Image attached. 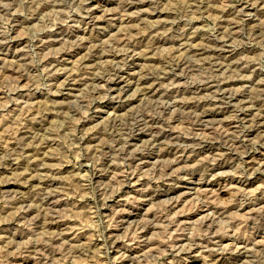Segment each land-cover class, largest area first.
I'll return each mask as SVG.
<instances>
[{"label": "rangeland", "instance_id": "374dc122", "mask_svg": "<svg viewBox=\"0 0 264 264\" xmlns=\"http://www.w3.org/2000/svg\"><path fill=\"white\" fill-rule=\"evenodd\" d=\"M263 217L264 0H0V264H264Z\"/></svg>", "mask_w": 264, "mask_h": 264}, {"label": "bare ground", "instance_id": "6f19581e", "mask_svg": "<svg viewBox=\"0 0 264 264\" xmlns=\"http://www.w3.org/2000/svg\"><path fill=\"white\" fill-rule=\"evenodd\" d=\"M132 2V1H131ZM116 71V70H115ZM119 71V70H118ZM112 76V75H110ZM216 89V88H215ZM203 114V113H202ZM205 115V114H204ZM207 116H210V115H207ZM206 117V116H205ZM227 140V139H226ZM169 192V191H168ZM166 194H167V191H166ZM207 206V205H206ZM263 212V211H262ZM264 218V217H263ZM115 243V242H114ZM205 246V245H204ZM79 251V250H78ZM85 252V251H84Z\"/></svg>", "mask_w": 264, "mask_h": 264}]
</instances>
